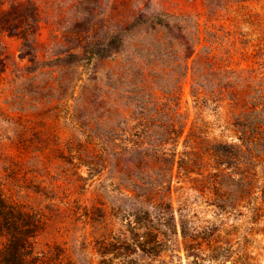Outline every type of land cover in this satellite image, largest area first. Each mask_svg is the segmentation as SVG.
<instances>
[{
	"label": "rangeland",
	"instance_id": "rangeland-1",
	"mask_svg": "<svg viewBox=\"0 0 264 264\" xmlns=\"http://www.w3.org/2000/svg\"><path fill=\"white\" fill-rule=\"evenodd\" d=\"M31 1V49L0 34V193L42 264H264V0Z\"/></svg>",
	"mask_w": 264,
	"mask_h": 264
},
{
	"label": "trees",
	"instance_id": "trees-1",
	"mask_svg": "<svg viewBox=\"0 0 264 264\" xmlns=\"http://www.w3.org/2000/svg\"><path fill=\"white\" fill-rule=\"evenodd\" d=\"M4 0H0V6ZM40 22L39 9L36 3L26 0L25 3L14 0L6 12H0V34H7L10 37H17L22 41L21 48L31 49L34 44V35ZM63 39L68 41L70 35L63 33ZM81 34L77 35L73 51L84 50ZM107 48L97 50L95 55L100 51H106L102 54L104 57L109 55L111 49L117 50V39L112 37ZM73 56V54H71ZM5 48L0 41V74L5 70ZM186 124H182L180 134H183ZM171 135L179 136L172 131ZM250 220L260 221L264 219L263 208L257 207L251 210ZM42 223L36 212L28 211L21 204L8 201L0 193V238L3 239L0 248V264H42L43 258L35 254L33 240L41 231ZM185 237V236H183ZM222 254L219 247L211 250L210 260L217 261ZM226 259L228 256H225ZM240 264H246L242 258Z\"/></svg>",
	"mask_w": 264,
	"mask_h": 264
}]
</instances>
